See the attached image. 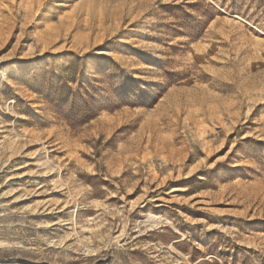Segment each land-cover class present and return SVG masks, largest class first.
Wrapping results in <instances>:
<instances>
[{"label": "rangeland", "instance_id": "1", "mask_svg": "<svg viewBox=\"0 0 264 264\" xmlns=\"http://www.w3.org/2000/svg\"><path fill=\"white\" fill-rule=\"evenodd\" d=\"M0 264H264V0H0Z\"/></svg>", "mask_w": 264, "mask_h": 264}]
</instances>
